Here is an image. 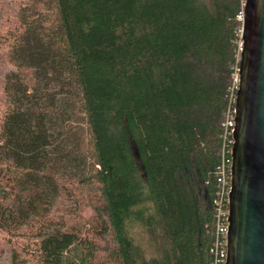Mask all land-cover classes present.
Returning <instances> with one entry per match:
<instances>
[{
	"label": "trees",
	"instance_id": "16d2710c",
	"mask_svg": "<svg viewBox=\"0 0 264 264\" xmlns=\"http://www.w3.org/2000/svg\"><path fill=\"white\" fill-rule=\"evenodd\" d=\"M243 1L16 7L0 35V230L33 264L209 263ZM82 204L86 232L69 220Z\"/></svg>",
	"mask_w": 264,
	"mask_h": 264
},
{
	"label": "water",
	"instance_id": "95a60500",
	"mask_svg": "<svg viewBox=\"0 0 264 264\" xmlns=\"http://www.w3.org/2000/svg\"><path fill=\"white\" fill-rule=\"evenodd\" d=\"M225 264H264V0H244Z\"/></svg>",
	"mask_w": 264,
	"mask_h": 264
},
{
	"label": "built area",
	"instance_id": "2783aa9c",
	"mask_svg": "<svg viewBox=\"0 0 264 264\" xmlns=\"http://www.w3.org/2000/svg\"><path fill=\"white\" fill-rule=\"evenodd\" d=\"M243 17L242 10L237 14L241 21ZM240 36V35H239ZM241 49V39L238 41V59ZM238 62L235 70L232 72V84L229 87L227 95V106L222 113L220 145L217 149L218 162L212 171L215 181L213 195L211 197V207L213 211L212 221V240L209 246L210 260L208 264H225L227 253V231H228V192L230 189V165H231V147L232 132L234 126V101L235 90L238 83ZM207 182V180H205Z\"/></svg>",
	"mask_w": 264,
	"mask_h": 264
},
{
	"label": "rangeland",
	"instance_id": "374dc122",
	"mask_svg": "<svg viewBox=\"0 0 264 264\" xmlns=\"http://www.w3.org/2000/svg\"><path fill=\"white\" fill-rule=\"evenodd\" d=\"M24 1L26 0H0V35H3L6 27L13 23L12 13L15 11L16 7L20 3H24ZM7 68L5 48L0 41V109L2 107L1 83L4 71ZM68 203L66 199H63L62 202L60 201L58 203L59 208H63ZM70 204L73 205V201H70ZM81 206V209H79L75 215H69V220L70 223L80 226L83 232H86L85 228L88 225L87 222L91 216L92 210L88 205L82 204ZM60 212L61 211H59V213ZM28 243V240L21 236L12 237L0 230V264H33L31 255L24 251V246L29 245Z\"/></svg>",
	"mask_w": 264,
	"mask_h": 264
}]
</instances>
